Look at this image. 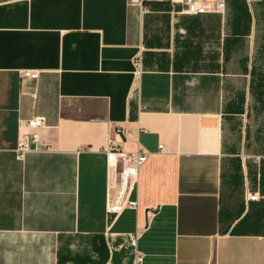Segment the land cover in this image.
Returning <instances> with one entry per match:
<instances>
[{"label":"crops","instance_id":"0c3cea01","mask_svg":"<svg viewBox=\"0 0 264 264\" xmlns=\"http://www.w3.org/2000/svg\"><path fill=\"white\" fill-rule=\"evenodd\" d=\"M163 1L0 0V264H264V0Z\"/></svg>","mask_w":264,"mask_h":264},{"label":"built area","instance_id":"2783aa9c","mask_svg":"<svg viewBox=\"0 0 264 264\" xmlns=\"http://www.w3.org/2000/svg\"><path fill=\"white\" fill-rule=\"evenodd\" d=\"M145 0H131L132 5L142 6ZM184 12L190 15L205 14L212 12V6L202 3L199 0H184ZM224 3H220L216 11L222 10ZM139 65V64H138ZM21 77L24 79L38 80L39 74L33 72H23ZM45 125V119L41 117L33 118L26 122V126L32 130L30 133L21 135L16 143L14 152L20 161H24L29 153L38 145V130ZM108 164L113 169V176L116 184V195L113 200V208L109 206V213L118 215L127 206L136 208L137 202H130L127 198L130 183L137 180L140 169L147 163L149 155L142 149L135 152L126 151L116 142H111L107 150ZM258 160L260 157L257 158ZM256 199L257 196H251ZM138 235L130 237L131 245L137 247ZM143 257L136 251V264H140Z\"/></svg>","mask_w":264,"mask_h":264},{"label":"bare ground","instance_id":"6f19581e","mask_svg":"<svg viewBox=\"0 0 264 264\" xmlns=\"http://www.w3.org/2000/svg\"><path fill=\"white\" fill-rule=\"evenodd\" d=\"M110 191H111V195H110V198H111L110 208H113L114 192L116 191V184H115L114 176H111Z\"/></svg>","mask_w":264,"mask_h":264},{"label":"trees","instance_id":"16d2710c","mask_svg":"<svg viewBox=\"0 0 264 264\" xmlns=\"http://www.w3.org/2000/svg\"><path fill=\"white\" fill-rule=\"evenodd\" d=\"M146 1H147V0L144 1V4H146ZM167 1H170V0H164L163 2H167Z\"/></svg>","mask_w":264,"mask_h":264}]
</instances>
